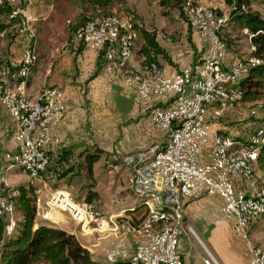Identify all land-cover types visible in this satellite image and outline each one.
<instances>
[{
    "label": "built area",
    "instance_id": "obj_1",
    "mask_svg": "<svg viewBox=\"0 0 264 264\" xmlns=\"http://www.w3.org/2000/svg\"><path fill=\"white\" fill-rule=\"evenodd\" d=\"M2 2L11 7L9 18L19 14L27 21L31 18L14 7V0ZM182 11L187 24L209 44L198 63L185 64L177 58L175 68L149 62L142 64L138 73L126 70L136 39L133 25L137 21L132 13L88 17L78 27V39H74L101 54L102 69L107 74L122 75L140 99L153 96L163 102L147 105L144 110L166 138L138 151L115 147L105 157L106 171L117 167L127 171L132 196L129 205L103 215L93 200H73L63 187H55L45 196L39 188H33L34 217L53 224L50 212L55 211L74 222L83 235H118L104 252L106 263L182 264L177 246L185 203L199 195H217L223 202L222 212L232 220L234 234L243 241L247 264H264V248L249 238L251 224L264 213V191L247 195L231 182V177L238 175L252 184L251 164L256 152L232 149L233 140L209 128V114L219 117L240 102L236 84L246 64H257L258 59L248 56L245 63L224 65V44L217 33L227 18L193 0H184ZM155 39L172 41L159 30ZM35 46L34 34L29 33L18 62L0 60V110L9 117L16 142L14 150L3 153L5 168L19 169L29 180L36 179L49 164L48 130L64 111L62 91L56 86L45 85L32 95L26 93L25 84L35 65ZM250 105L252 113H264V103ZM262 132L258 129L249 137L251 146L259 143ZM207 147L210 158L200 163ZM0 215L5 221L3 236L15 234L18 220L10 198L0 200ZM204 263L208 264V259Z\"/></svg>",
    "mask_w": 264,
    "mask_h": 264
},
{
    "label": "crops",
    "instance_id": "obj_2",
    "mask_svg": "<svg viewBox=\"0 0 264 264\" xmlns=\"http://www.w3.org/2000/svg\"><path fill=\"white\" fill-rule=\"evenodd\" d=\"M197 2L206 6L211 4L208 0H197ZM17 29L22 32L21 28L17 27ZM26 37L25 34L19 35V38L9 48V54L1 53L6 56V63L14 64L19 61ZM73 41L77 42L75 39ZM156 41L160 48L165 51L169 60L166 61L159 55L155 56V60L159 65L169 68L176 67L175 60L177 58H182L185 64H191V61L197 56L200 60L209 44L206 37L199 36L193 30L189 40L171 43H166L161 39ZM140 61L141 57L137 54L135 44L132 55L127 60L126 70L138 73L142 66ZM222 61L227 66L235 62L233 59L230 63V57L225 56V54ZM45 85L60 88L63 95L64 111L59 120L49 127L50 140L46 147L50 159L49 165L54 164L55 169L66 165L57 162L59 153L64 150L71 152L68 164H72L75 159H78L77 155L80 151L92 146H96L108 154L115 147L125 152H132L165 141V133L158 130L149 121L144 110L147 105H163V102L153 96L144 100L137 97L133 85L125 84L122 75L107 74L102 69V62L98 53L86 48L81 42L79 45L62 48L55 55L51 49L45 54L44 51L41 53L40 63L36 67L34 65L26 81L25 90L27 94L32 95ZM232 112L230 109L224 111L219 116L222 117L221 120H217L219 117L215 118L209 114V128L211 132H216L227 138L230 135L229 139L235 143L231 148L235 149L234 146H239L238 144L242 143L239 139L240 136L244 135L245 137L246 134L242 131L237 137V131L227 126L226 123L231 120ZM15 147L16 142L11 135V121L7 114L0 110V184L14 186V183L17 182L15 184L25 186L26 183L32 188H39L42 196H45L48 191L53 189L54 171L50 170L45 172L43 176L39 174L36 179L29 180L19 169L5 168L6 163L2 159L3 153L12 151ZM104 153L92 164L94 178L92 191L96 193L95 199L92 200L102 211L108 213L120 206L112 208L101 202V191L97 190L96 166L104 164ZM209 158L207 147L200 156V163L207 162ZM102 167L104 166L102 165ZM124 170H115L116 172L111 177L114 179L113 187H117L119 184V189L116 192L119 198L127 196V194L121 196L120 192L129 191L128 173L125 172V177L122 176ZM106 172L110 174L112 171ZM80 174L83 177L81 170ZM22 177L23 179H20ZM61 180L63 178L58 181ZM240 180L242 178L238 175L231 177V182L236 190H240ZM2 199L3 196L0 193V200ZM128 204L130 203H125L121 207ZM222 204V199L217 195H199L185 203L182 212L183 228L180 230L177 246L182 264H205L204 260L208 259L207 257L213 261L210 263L208 260V264H247L243 241L234 234L232 220L222 212ZM50 214L55 221L52 226L66 230L63 226L67 222L65 215L55 211H51ZM33 222L35 226L44 224L37 223L36 217L33 218ZM263 225L264 218L253 221L249 228V238L255 245L264 248V236L257 237V233L263 229ZM186 226L189 227V230H186ZM80 235V239L76 235L80 244L97 261L103 258L105 250L118 238V235L111 233L103 235H83L80 233Z\"/></svg>",
    "mask_w": 264,
    "mask_h": 264
},
{
    "label": "rangeland",
    "instance_id": "obj_3",
    "mask_svg": "<svg viewBox=\"0 0 264 264\" xmlns=\"http://www.w3.org/2000/svg\"><path fill=\"white\" fill-rule=\"evenodd\" d=\"M208 1L211 3L209 7L212 8L216 14L223 15L227 18L225 25L222 26L217 33L219 39L224 44L225 56L230 57V63L233 59L235 62L244 61L248 57L250 51L247 31L236 27L234 23L229 21V7L223 0ZM1 2L2 0H0V4ZM14 7L22 11L25 14V17L29 16L31 18L27 21L21 14L15 18H9L7 11H3L0 6V24L5 27L4 30L0 32V60L5 61L6 56H3L1 53L5 52V55L9 54V48L12 47L13 42L19 38V35H27L31 33L34 34L36 39V46L34 50L35 67L40 63V55L43 51L45 54V52L51 49L55 55L62 48L71 47L76 44L79 45L78 41L75 42L73 40L74 38L78 39L76 30L80 26V17L84 15L97 16L95 15L96 12L92 10L91 7L85 3H80L79 0H14ZM250 7L264 18V5L260 4L258 0H252L250 2ZM108 11L120 15L132 13L134 19L138 24L142 25L144 29L148 31H162L166 35L170 36L172 40L171 42L189 40L193 30L187 24L181 13L176 9L170 10L166 16H163L160 9L156 5L155 0H111V7ZM74 25L77 26L75 30H72L71 27ZM17 27L21 28L22 32H19ZM199 61L200 60L197 56L191 61V64L198 63ZM260 102L264 103V98L260 99ZM252 108L253 106L247 103L239 102L235 104L230 109L233 111L231 120L226 123L229 128L237 131V137L242 133V131L245 132V137L243 135L239 138L241 139L240 141L244 143L248 142L249 137L256 130H264V113H261L260 111L252 113ZM221 119L222 117H219L217 120ZM79 162V159H75L72 164L59 166L58 169H55L54 164V166L50 164L40 173V175L43 176L45 172L53 170L55 178L52 185L53 188L63 187L69 192L73 200L78 201L85 198L87 186V180L84 177V173L83 177L80 174L81 169H79ZM102 165L98 164L96 166V174L98 176L97 190L99 189L101 191V202L112 208L121 207L128 202L132 203V196L128 190L120 192L121 196L127 194L126 197L119 198V196L116 195V192L119 189V184L117 187H113L114 179L111 177L119 167L114 170L112 169V172L109 174L106 172L105 168L102 167ZM251 170L253 178L252 184L247 181L240 180L239 189L247 195H255L261 190L264 191V177L262 172L258 170L255 163L251 164ZM102 172L104 173L102 174ZM125 172L127 171L124 170L122 175L124 177ZM61 178H63V180L58 181ZM20 179H23V177ZM15 183L14 186H5L1 183L0 193L3 196V199L10 198L15 201L16 204L15 195H17L18 187H27V184L25 183L24 186L23 184ZM115 198L118 200L116 203L114 202ZM96 206L103 213V215H107V212L102 211L97 204ZM16 218L18 221L21 219L20 213L17 209ZM262 218H264V215H259L254 221ZM36 222L50 224L45 221H40L37 217ZM52 225L53 224H50V226ZM63 226L66 228L65 231L72 233L79 242L78 238L80 239L81 235L78 231V226L70 220H67L66 224ZM263 236L264 227L257 233V237ZM207 258L210 263H213L211 258ZM99 261L105 262L104 257L100 258Z\"/></svg>",
    "mask_w": 264,
    "mask_h": 264
},
{
    "label": "trees",
    "instance_id": "obj_4",
    "mask_svg": "<svg viewBox=\"0 0 264 264\" xmlns=\"http://www.w3.org/2000/svg\"><path fill=\"white\" fill-rule=\"evenodd\" d=\"M223 1L229 7V21L234 23L236 27L245 29L248 33L249 43L253 47L248 56L258 59L257 64H246L245 71L236 84L240 92L239 101L253 104L264 98V18L257 11L251 9L250 2L252 0ZM79 2L91 7L96 12L95 15L113 13L108 11L111 7V0H79ZM155 2L163 16H166L170 10L176 9L184 17L182 11L184 0H155ZM193 2L197 1L193 0ZM258 2L264 5V0H258ZM0 6L7 13L11 9L5 2H1ZM88 17L93 16H81L80 25ZM76 26L74 25L71 29L75 30ZM4 28L0 24V32ZM133 28L136 30L135 44L137 46V54L141 57V64L156 62V55H159L166 61L169 60L165 51L157 44L154 30L148 31L138 23H134ZM98 57L101 59L100 53H98ZM242 62L245 63V61ZM262 131L259 143L251 146L249 142H242L238 144L239 146H234V148L254 149L256 152L254 163L264 177V130ZM103 153L100 148L92 146L89 149L80 151L77 155L80 160L79 169L83 171L84 177L87 180L85 198L82 199L84 202H89L96 197V193L92 191L94 185L92 164ZM108 154L104 153L105 157ZM70 158L71 152L64 150L59 153L57 162L68 164ZM32 191L33 188L31 186L18 187L17 195H15L16 204L12 200L21 216L15 234L3 236L5 221L0 215V264H110L94 260L87 249L77 241L72 233L50 225L38 224L35 226L33 222L34 206L32 205ZM114 264L127 263L125 261H118Z\"/></svg>",
    "mask_w": 264,
    "mask_h": 264
},
{
    "label": "bare ground",
    "instance_id": "obj_5",
    "mask_svg": "<svg viewBox=\"0 0 264 264\" xmlns=\"http://www.w3.org/2000/svg\"><path fill=\"white\" fill-rule=\"evenodd\" d=\"M64 219V218H63Z\"/></svg>",
    "mask_w": 264,
    "mask_h": 264
}]
</instances>
